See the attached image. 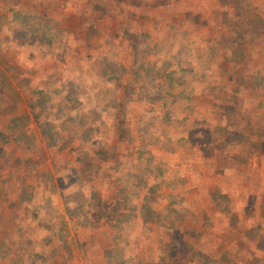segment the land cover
I'll use <instances>...</instances> for the list:
<instances>
[{
    "label": "rangeland",
    "instance_id": "rangeland-1",
    "mask_svg": "<svg viewBox=\"0 0 264 264\" xmlns=\"http://www.w3.org/2000/svg\"><path fill=\"white\" fill-rule=\"evenodd\" d=\"M0 264H264V0H0Z\"/></svg>",
    "mask_w": 264,
    "mask_h": 264
}]
</instances>
